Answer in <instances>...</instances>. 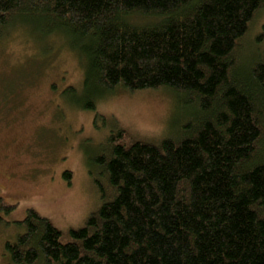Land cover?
<instances>
[{
	"label": "trees",
	"instance_id": "obj_1",
	"mask_svg": "<svg viewBox=\"0 0 264 264\" xmlns=\"http://www.w3.org/2000/svg\"><path fill=\"white\" fill-rule=\"evenodd\" d=\"M263 8L264 0H0V38L18 21L76 54L83 109L118 88H164L196 111L160 145L125 146L128 134L113 129L90 162L112 198L98 183L99 209L66 242L28 210L5 243L8 264H264V29L255 58L240 57ZM14 209L0 198V211Z\"/></svg>",
	"mask_w": 264,
	"mask_h": 264
},
{
	"label": "rangeland",
	"instance_id": "obj_2",
	"mask_svg": "<svg viewBox=\"0 0 264 264\" xmlns=\"http://www.w3.org/2000/svg\"><path fill=\"white\" fill-rule=\"evenodd\" d=\"M18 23L0 38V198L15 207L0 211V264H8L5 243L16 238L15 222L28 210L49 219L66 242L69 231L99 209L100 186L112 198L101 169L90 162L107 151L113 129L128 134L125 146L160 145L177 140L196 116L193 106L183 107L164 88H118L95 110L83 109L84 70L76 54L59 38L34 36ZM252 26L240 53L246 63L257 52L254 37L264 29V8ZM70 87L79 100L67 92Z\"/></svg>",
	"mask_w": 264,
	"mask_h": 264
}]
</instances>
